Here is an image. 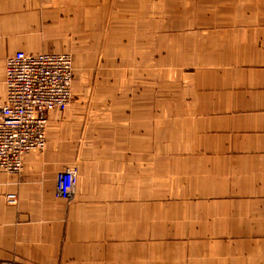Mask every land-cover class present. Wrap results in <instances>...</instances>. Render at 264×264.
<instances>
[{
	"label": "crops",
	"instance_id": "obj_1",
	"mask_svg": "<svg viewBox=\"0 0 264 264\" xmlns=\"http://www.w3.org/2000/svg\"><path fill=\"white\" fill-rule=\"evenodd\" d=\"M67 49L79 101L0 174V264H264V0H0V107L11 55Z\"/></svg>",
	"mask_w": 264,
	"mask_h": 264
},
{
	"label": "built area",
	"instance_id": "obj_2",
	"mask_svg": "<svg viewBox=\"0 0 264 264\" xmlns=\"http://www.w3.org/2000/svg\"><path fill=\"white\" fill-rule=\"evenodd\" d=\"M5 77L6 97L0 107V174L19 175L25 157L45 152L52 116L71 108L73 56L17 52L6 60ZM78 180L79 173L74 168L59 175L58 198H73ZM15 198L10 196V202H16Z\"/></svg>",
	"mask_w": 264,
	"mask_h": 264
},
{
	"label": "rangeland",
	"instance_id": "obj_3",
	"mask_svg": "<svg viewBox=\"0 0 264 264\" xmlns=\"http://www.w3.org/2000/svg\"><path fill=\"white\" fill-rule=\"evenodd\" d=\"M106 22V21H105ZM106 25L104 24L103 25V27H105ZM97 28H99L98 26H97ZM105 39H106V37H104V41H105ZM67 53H69V54H71L72 56H73V61L75 60L74 59V57H75V54H74V52L73 51H70L69 49H67ZM79 101V99H78V96L76 95V92H75V95H74V100L72 101V104H71V107H73V103L74 102H78ZM48 143V142H47ZM47 148V147H46ZM46 151H47V149L45 150V152L44 153H38V154H41V155H44L45 153H46ZM70 168H74L75 170H77L78 171V173H79V179H80V171H79V169L77 168V167H70ZM69 169V167L65 170V171H63V172H61V173H59V175H61L62 173H64V172H66L67 170ZM59 175H58V177H59ZM78 185H79V180H78ZM77 189H78V186H77ZM77 189H76V192H75V195H74V197L73 198H71V199H69V200H67V201H72L75 197H76V195H77ZM11 262H12V260H10ZM11 262H5V263H3L2 262V264H12ZM14 264V263H13Z\"/></svg>",
	"mask_w": 264,
	"mask_h": 264
}]
</instances>
